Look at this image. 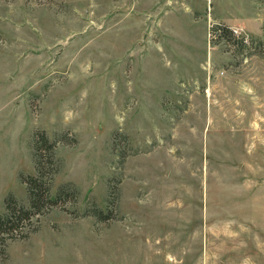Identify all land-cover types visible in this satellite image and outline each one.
<instances>
[{
	"label": "rangeland",
	"instance_id": "rangeland-1",
	"mask_svg": "<svg viewBox=\"0 0 264 264\" xmlns=\"http://www.w3.org/2000/svg\"><path fill=\"white\" fill-rule=\"evenodd\" d=\"M41 155L0 264H264V0H0V213Z\"/></svg>",
	"mask_w": 264,
	"mask_h": 264
},
{
	"label": "trees",
	"instance_id": "trees-1",
	"mask_svg": "<svg viewBox=\"0 0 264 264\" xmlns=\"http://www.w3.org/2000/svg\"><path fill=\"white\" fill-rule=\"evenodd\" d=\"M213 33L218 39L223 38L229 44L235 43L233 40L235 35L229 26H216L213 29ZM256 41L260 42L262 40L257 37ZM253 42L254 38L252 37L251 43ZM240 43L241 47L248 46L245 37L240 40ZM37 145L39 149L43 145L51 148L50 161L53 164L54 145L49 141V139L45 135H42L41 138H38ZM41 157L42 155L38 161L37 174L28 178L26 181L29 188L31 207L26 208L21 206L13 196L5 200V210L3 213H0V241L2 244H6L8 240L16 237H26L30 233V230H27L29 229L28 226L34 224V216L40 212L42 205L45 203L52 204L55 201V198H52L50 194L49 180L46 181L45 187L42 186L44 160L41 159Z\"/></svg>",
	"mask_w": 264,
	"mask_h": 264
}]
</instances>
